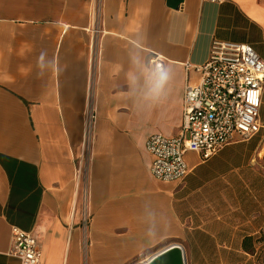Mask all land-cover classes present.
Returning <instances> with one entry per match:
<instances>
[{
    "label": "crops",
    "instance_id": "0c3cea01",
    "mask_svg": "<svg viewBox=\"0 0 264 264\" xmlns=\"http://www.w3.org/2000/svg\"><path fill=\"white\" fill-rule=\"evenodd\" d=\"M214 39L264 58V0H0V264H22L12 226L37 238L39 264H143L173 244L186 264H264V90L256 134L187 152L183 180L149 171L146 141L179 133L199 79L186 65ZM154 60L169 69L158 95Z\"/></svg>",
    "mask_w": 264,
    "mask_h": 264
},
{
    "label": "built area",
    "instance_id": "2783aa9c",
    "mask_svg": "<svg viewBox=\"0 0 264 264\" xmlns=\"http://www.w3.org/2000/svg\"><path fill=\"white\" fill-rule=\"evenodd\" d=\"M161 64V60H154L155 68ZM186 67L197 72L199 79L193 82L188 78L185 82L179 133L176 136L154 133L146 141V149L152 156L150 174L166 182L187 176V152H196L207 160L224 146L247 139L262 128L264 58L251 44L214 39L208 59L201 65ZM94 119L91 108L86 114L84 152L91 146ZM78 212L86 227L89 220L86 201ZM11 238L10 254L22 264L40 263L42 252L34 235L12 226Z\"/></svg>",
    "mask_w": 264,
    "mask_h": 264
},
{
    "label": "water",
    "instance_id": "95a60500",
    "mask_svg": "<svg viewBox=\"0 0 264 264\" xmlns=\"http://www.w3.org/2000/svg\"><path fill=\"white\" fill-rule=\"evenodd\" d=\"M143 264H186V257L179 244H173Z\"/></svg>",
    "mask_w": 264,
    "mask_h": 264
},
{
    "label": "clouds",
    "instance_id": "9594fccd",
    "mask_svg": "<svg viewBox=\"0 0 264 264\" xmlns=\"http://www.w3.org/2000/svg\"><path fill=\"white\" fill-rule=\"evenodd\" d=\"M155 71L157 74L155 92L158 95L163 91L165 85L169 80V69L165 65L161 64L155 69Z\"/></svg>",
    "mask_w": 264,
    "mask_h": 264
},
{
    "label": "rangeland",
    "instance_id": "374dc122",
    "mask_svg": "<svg viewBox=\"0 0 264 264\" xmlns=\"http://www.w3.org/2000/svg\"><path fill=\"white\" fill-rule=\"evenodd\" d=\"M86 153L87 151L84 152V156H83V166H82V169H80V185L82 186V189H80V196H79V205L80 207L83 205V203L86 201V181H87V178H86V159H87V156H86Z\"/></svg>",
    "mask_w": 264,
    "mask_h": 264
},
{
    "label": "trees",
    "instance_id": "16d2710c",
    "mask_svg": "<svg viewBox=\"0 0 264 264\" xmlns=\"http://www.w3.org/2000/svg\"><path fill=\"white\" fill-rule=\"evenodd\" d=\"M263 262H264V260H263Z\"/></svg>",
    "mask_w": 264,
    "mask_h": 264
}]
</instances>
